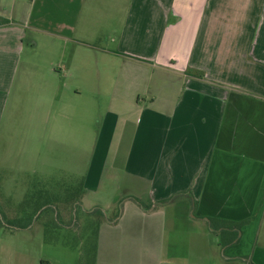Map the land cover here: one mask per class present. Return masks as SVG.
I'll return each instance as SVG.
<instances>
[{
  "label": "crops",
  "instance_id": "0c3cea01",
  "mask_svg": "<svg viewBox=\"0 0 264 264\" xmlns=\"http://www.w3.org/2000/svg\"><path fill=\"white\" fill-rule=\"evenodd\" d=\"M80 207L78 264H264V0H0V264Z\"/></svg>",
  "mask_w": 264,
  "mask_h": 264
},
{
  "label": "rangeland",
  "instance_id": "374dc122",
  "mask_svg": "<svg viewBox=\"0 0 264 264\" xmlns=\"http://www.w3.org/2000/svg\"><path fill=\"white\" fill-rule=\"evenodd\" d=\"M49 56L55 57L54 54L53 55L50 54ZM104 112H105V109H103L101 105H97V108L95 109L97 120L101 117V115ZM96 130H97V126H96ZM17 193L19 194L20 191H17ZM57 209L58 207L56 205H51L50 207H48L47 213L48 214L56 213ZM82 212H83L82 207L76 208L75 212L72 213L71 217L67 221L62 222L59 220V221H50L46 223V225L49 226L48 233L53 231V235H55L54 234L55 231L61 230L60 224H63L65 229L69 228L68 230L71 232L77 231L79 234L80 233L81 234L79 236L80 238H78V236L74 237L75 236L74 234H73L74 238H72V235L69 234V238H70L69 240L73 241L72 244H68L67 243L68 239H66L65 237L61 239L58 238L60 249L55 250L54 248H52V245L49 244L48 246H44V255L53 257L54 259L58 260L59 262L63 264H78L79 263L78 249L74 255H70L72 250L76 249V247L80 244L81 240H83L81 239L83 236L88 237L91 235L89 238V242L91 246L94 242V237H93V234L91 233L92 231H94V226L93 227L88 226L89 222L84 220V215ZM100 213L102 214V216L104 215L103 212H100ZM92 221H93L92 222L93 224L97 223V219L94 217L92 218ZM83 242H84L83 245H85V240H83ZM78 248H80V246H78Z\"/></svg>",
  "mask_w": 264,
  "mask_h": 264
},
{
  "label": "trees",
  "instance_id": "16d2710c",
  "mask_svg": "<svg viewBox=\"0 0 264 264\" xmlns=\"http://www.w3.org/2000/svg\"><path fill=\"white\" fill-rule=\"evenodd\" d=\"M246 222H241L238 224V227L240 228L243 224H245Z\"/></svg>",
  "mask_w": 264,
  "mask_h": 264
}]
</instances>
